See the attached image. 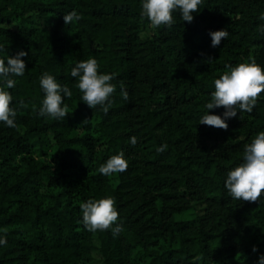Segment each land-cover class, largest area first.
I'll list each match as a JSON object with an SVG mask.
<instances>
[{
	"label": "trees",
	"instance_id": "trees-1",
	"mask_svg": "<svg viewBox=\"0 0 264 264\" xmlns=\"http://www.w3.org/2000/svg\"><path fill=\"white\" fill-rule=\"evenodd\" d=\"M200 7L192 22L177 13L152 27L141 0H0V57L28 52L10 89L15 126L0 122V264H258L264 193L234 199L224 179L264 130V92L227 128L199 117L229 65L264 64V0ZM73 9L80 18L66 24ZM221 28L229 36L213 47L209 31ZM89 57L115 74L107 112L81 100L71 75ZM43 72L72 89L62 119L38 115ZM119 152L127 169L101 174ZM102 196L115 197L117 234L82 222L81 203Z\"/></svg>",
	"mask_w": 264,
	"mask_h": 264
},
{
	"label": "clouds",
	"instance_id": "clouds-1",
	"mask_svg": "<svg viewBox=\"0 0 264 264\" xmlns=\"http://www.w3.org/2000/svg\"><path fill=\"white\" fill-rule=\"evenodd\" d=\"M204 0H141V14L146 17L152 27H171L176 23V14L183 21L192 22L195 13L199 12ZM66 24L79 20L76 9L64 14ZM264 31V27L261 28ZM211 44L219 46L222 38L229 36L226 28L210 30ZM28 52L24 49L14 55L0 57V122L9 127L16 123V109L11 106L13 100L11 88H14L16 77L26 72V61L23 57ZM211 59V58H209ZM72 77H77V87L82 92V99L90 107L101 106L108 111L110 97L116 91L113 82L114 73L100 70L95 57L77 61L71 68ZM40 87L44 93L38 108V115L62 119L66 117L68 105L66 98L73 95L72 89L60 82L50 72H43L39 78ZM125 98L127 92L121 88ZM264 92V64L254 58L229 65L214 80V89L204 105L199 123L210 126L227 128L229 119L242 112H252L257 99ZM223 106L222 113L210 112V109ZM136 142V137L131 138ZM167 143L159 146L158 151H164ZM128 160L123 152L110 156L99 167L103 175L111 176L127 169ZM224 185L228 193L237 200L256 201L264 193V130L259 131L250 143L244 147L243 157L238 164L230 168L225 176ZM82 222L89 231L111 229L114 234L120 231V224L115 223L119 217V210L115 197L102 196L88 199L81 203ZM7 243L4 235H0V245ZM254 246V251H256ZM258 264H264V254L258 257Z\"/></svg>",
	"mask_w": 264,
	"mask_h": 264
},
{
	"label": "rangeland",
	"instance_id": "rangeland-1",
	"mask_svg": "<svg viewBox=\"0 0 264 264\" xmlns=\"http://www.w3.org/2000/svg\"><path fill=\"white\" fill-rule=\"evenodd\" d=\"M153 31L154 30L152 28L145 29V30H143V32L141 33V35L147 36V35L152 34ZM210 145H212V146L218 145V142H216V141H210Z\"/></svg>",
	"mask_w": 264,
	"mask_h": 264
}]
</instances>
